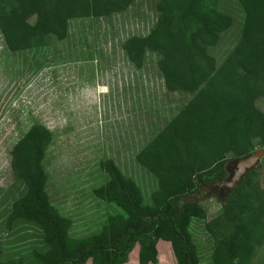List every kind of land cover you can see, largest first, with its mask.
<instances>
[{
	"label": "trees",
	"instance_id": "1",
	"mask_svg": "<svg viewBox=\"0 0 264 264\" xmlns=\"http://www.w3.org/2000/svg\"><path fill=\"white\" fill-rule=\"evenodd\" d=\"M234 1L242 24L220 63L209 50L218 47L234 27L231 14L221 11L220 0H159L158 17L149 32L122 44L138 70L146 51L156 54L166 90L190 96L136 155L137 162L158 180L151 205L143 203L137 184L112 160H101L99 168L109 180L93 189V195L114 203L126 216H108L95 235L69 237L71 220L51 205L45 191L48 176L43 159L52 133L34 122L19 137L9 152L10 167L14 180L23 182L27 191L13 203L4 228L10 231L18 219L41 227L49 249L32 250L35 264H125L135 245L139 264H156L159 240L170 244L176 264H200L189 231L193 220L206 218L195 198L200 187L226 179L228 162L264 149V112L248 97L251 91L264 96V0ZM133 3L0 0V32L10 52L46 51L45 36L64 40L69 20L89 18L113 29L112 15L125 12ZM254 171L220 200L221 217L216 229L209 231L213 264H250L264 242V171L261 184L250 178ZM0 264L24 262L20 258Z\"/></svg>",
	"mask_w": 264,
	"mask_h": 264
},
{
	"label": "rangeland",
	"instance_id": "2",
	"mask_svg": "<svg viewBox=\"0 0 264 264\" xmlns=\"http://www.w3.org/2000/svg\"><path fill=\"white\" fill-rule=\"evenodd\" d=\"M158 1L134 0V3L125 12L112 15L113 29L103 21L94 23L91 19L82 21L74 19L68 23L71 34L69 39L64 43L52 44V47L47 44L46 51L10 52L0 32V170L2 169V154L6 157L3 161L7 164V153L10 152L12 145L24 130L34 122L46 123L53 132V137L55 136L46 152L47 157L44 161V167L48 172L50 199L53 203L65 208L64 210L73 218L74 229L80 230L82 238L99 233L108 216L116 213L126 215L118 206L105 205L91 193L96 186L102 183L100 179L102 175L95 168L96 154H91L81 160L80 164L83 168L79 165L76 168L72 165L73 159H69V155L71 152L73 155V151L69 148L67 136L72 128L68 127L67 119L76 117L77 122L79 120L85 126L94 123L97 127V119L85 118L82 106L71 112L67 105L71 90L83 87L84 77L88 76L85 67H83L84 63L76 61L69 54L75 53L74 47L78 45L76 49L81 53V57L77 53V59L87 57L89 59L93 52L97 57L106 58L105 54L111 57L115 56L116 46L122 40L128 39L131 35H143L156 22ZM220 1L230 10L234 27L231 31L233 33L227 34L222 44L212 50L216 55L217 63L225 57L236 42V35L242 24V13L236 7L235 1ZM80 24H87V29L83 35L79 36L78 43L74 28ZM248 97L264 112V96L251 91L248 93ZM97 133L98 129L95 134ZM262 158L255 167L253 176L250 177L252 180H259L260 184L263 182L264 171ZM231 164L232 161L228 162L226 167ZM7 175L12 179L8 167L3 166L4 178ZM136 176L140 186H143L145 177L141 174ZM9 180H4L0 187V242L5 248V255L10 254V257H15L22 253L26 264H29L34 261L32 250L42 252L46 244L41 235V227L37 224L39 227L37 231L30 227L23 228L20 224L15 228L13 234L7 233L4 229L3 219L8 211L7 203L10 200H15L21 192L20 189L18 192L11 191ZM150 192L143 191L144 204L149 203ZM226 195L224 189H221L219 193L215 190L204 189L195 196L206 211V218L202 221L193 220L189 228L198 250L200 264H213L211 260L213 240L209 231L219 222L221 217L220 200ZM156 248V264H176L168 242L159 240ZM138 249V245L133 247L128 262L125 264H139ZM86 264H90V261H87ZM250 264H264V242L256 248Z\"/></svg>",
	"mask_w": 264,
	"mask_h": 264
},
{
	"label": "crops",
	"instance_id": "3",
	"mask_svg": "<svg viewBox=\"0 0 264 264\" xmlns=\"http://www.w3.org/2000/svg\"><path fill=\"white\" fill-rule=\"evenodd\" d=\"M222 5H224V3H222ZM221 7V11L226 14H230V11L227 8L223 6ZM88 19L89 18L81 20L78 19V21ZM70 21L72 20H69V22ZM86 29L87 24H80L77 28H74V30H76L74 34H77L76 40L78 43L79 36L83 35ZM148 32L149 31L143 35L135 36H145ZM70 36V28L68 27L67 36L64 40L59 41L51 34L45 36L44 39L45 42L52 47V44L66 42ZM125 40H122L119 45L116 46V55H113L112 57L107 54H105L106 58L97 57L93 52L89 59H87L88 57L77 59V53H79V57H81V53L76 49L78 45L74 47L75 53L69 54L70 57L75 58L76 61L84 63L83 67H85L88 73V79L84 77L85 82L83 87L75 88L73 91L71 90L67 105L70 107L71 112L75 111L77 107L82 106L85 118L90 120H92L91 118L97 119V127H95V124L92 123V121H90L92 123L90 126H85L81 123V121L78 120L77 122L76 117L74 119H67L69 124L68 127L72 128L71 132H69V135L67 136L69 148L73 151V155L71 152L69 159H73L72 165L75 167L79 165L83 168L80 164L82 162L81 160L86 159V157L89 155L91 156V154L97 155L95 168L99 174L102 175V178H100L102 183L94 189L100 187L109 180V176L102 172L99 168L100 160H112L125 177L132 179L137 184L142 192L143 203L145 201L143 191H151L149 194V203L145 204L151 205V194L157 190L158 180L156 176L137 162L136 155L172 121V119L180 112L182 107L188 102L190 96L181 92H170L166 90L163 77L157 68L158 56L156 54L146 51L145 61L142 68L139 70L136 69L128 60L125 51L122 49V44ZM72 49L71 51H73ZM212 50L213 48L209 51L216 58V55L213 54ZM223 59H221V61ZM38 124L43 125L51 131L46 123ZM31 125L26 128L23 133H25ZM97 129L98 133L95 134ZM51 133L53 132L51 131ZM53 135L54 134H52L51 143L55 139V136L53 137ZM7 154V164L4 163L3 160L5 156L2 154V169L0 170L2 178L0 179V187L2 186L4 180L10 179L8 175L5 178L3 176V166H5L8 167L9 172L12 175V179H10L11 182L10 180L8 181L10 183V190L18 192L20 189L21 192L15 200H10L7 203V207L9 209L7 208L8 211H6L3 219L4 224L11 211L13 203L22 198L27 191L23 182H16L14 180L10 167V154ZM46 157L45 153L43 164ZM46 173L48 176L47 171ZM137 174H141L145 177L143 186H140L137 179L138 177L136 176ZM48 180L49 179L47 178L45 191L51 205H53L62 216L71 220V226L68 230L69 237L75 239L82 238L83 236H80V230L76 231L77 228L74 229L75 224L73 218L68 215V213L64 210L65 208L51 201L48 189ZM91 193L93 194V192ZM98 200L103 202L105 205H113L112 207L116 206L114 203L105 202L100 199ZM19 224L20 226H23V228L30 227L36 231L39 228L35 223L18 219L13 223L10 231H7L5 228L4 229L7 233L13 234L15 228ZM41 235L43 236L42 229ZM44 246V250L41 253H44L49 249L48 245ZM0 250V261L6 262L8 260H18L21 258L24 264H26L22 253L17 254L15 257H10V254L5 255V248L1 242ZM35 263L36 262L34 260L29 264Z\"/></svg>",
	"mask_w": 264,
	"mask_h": 264
},
{
	"label": "water",
	"instance_id": "4",
	"mask_svg": "<svg viewBox=\"0 0 264 264\" xmlns=\"http://www.w3.org/2000/svg\"><path fill=\"white\" fill-rule=\"evenodd\" d=\"M264 156V150L258 149L243 158L235 160L227 167L229 176L224 180H219L211 183L208 188L215 190L217 193L224 189V193L228 194L252 169H254Z\"/></svg>",
	"mask_w": 264,
	"mask_h": 264
},
{
	"label": "flooded vegetation",
	"instance_id": "5",
	"mask_svg": "<svg viewBox=\"0 0 264 264\" xmlns=\"http://www.w3.org/2000/svg\"><path fill=\"white\" fill-rule=\"evenodd\" d=\"M209 185H210V184H209ZM209 185L201 186V187H200V191L202 192L204 189H209V188H208Z\"/></svg>",
	"mask_w": 264,
	"mask_h": 264
}]
</instances>
